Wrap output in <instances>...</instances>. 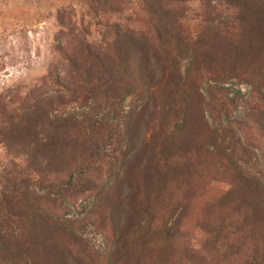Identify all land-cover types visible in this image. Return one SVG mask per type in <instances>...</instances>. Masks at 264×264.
<instances>
[{"label":"rangeland","instance_id":"rangeland-1","mask_svg":"<svg viewBox=\"0 0 264 264\" xmlns=\"http://www.w3.org/2000/svg\"><path fill=\"white\" fill-rule=\"evenodd\" d=\"M0 264H264V0H0Z\"/></svg>","mask_w":264,"mask_h":264},{"label":"trees","instance_id":"trees-1","mask_svg":"<svg viewBox=\"0 0 264 264\" xmlns=\"http://www.w3.org/2000/svg\"><path fill=\"white\" fill-rule=\"evenodd\" d=\"M24 117H25V119H24V122L22 121V120H19L18 122H15L16 123V126L17 127H19V128H23L24 127V123H26V122H28L29 123V119L30 118H28V116H29V113H25L24 115H23ZM20 124L21 126H19L18 124ZM34 124H32L31 126H33ZM36 130H38V127H36ZM236 173H238V175H239V180H244L243 179V174H242V172L240 171V170H238V169H236ZM243 176V177H242ZM245 178V177H244ZM259 183H258V180L257 179H253L252 181H250L247 185H246V187H249V188H251V192H254V191H256V188H258L259 187Z\"/></svg>","mask_w":264,"mask_h":264}]
</instances>
